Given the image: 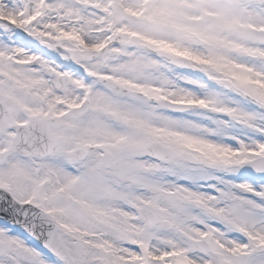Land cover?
<instances>
[{"label":"snow or ice","instance_id":"snow-or-ice-1","mask_svg":"<svg viewBox=\"0 0 264 264\" xmlns=\"http://www.w3.org/2000/svg\"><path fill=\"white\" fill-rule=\"evenodd\" d=\"M0 264H264V0H0Z\"/></svg>","mask_w":264,"mask_h":264}]
</instances>
